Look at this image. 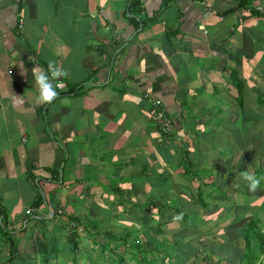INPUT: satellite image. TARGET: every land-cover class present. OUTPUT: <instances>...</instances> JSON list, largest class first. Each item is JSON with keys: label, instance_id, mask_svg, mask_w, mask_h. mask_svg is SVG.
Wrapping results in <instances>:
<instances>
[{"label": "crops", "instance_id": "1", "mask_svg": "<svg viewBox=\"0 0 264 264\" xmlns=\"http://www.w3.org/2000/svg\"><path fill=\"white\" fill-rule=\"evenodd\" d=\"M241 3L264 13V0H0V264H119L132 247L105 239L131 228L176 244L164 264H240L226 233L245 215L217 192L246 161L243 120L264 116V16ZM53 60L67 78L37 105L32 69ZM182 205L198 224L187 238Z\"/></svg>", "mask_w": 264, "mask_h": 264}, {"label": "trees", "instance_id": "2", "mask_svg": "<svg viewBox=\"0 0 264 264\" xmlns=\"http://www.w3.org/2000/svg\"><path fill=\"white\" fill-rule=\"evenodd\" d=\"M238 10L241 13V15H245V17H253L258 16L262 17L264 16L263 12H259L255 8L248 9L246 4L241 3ZM242 10L244 11L242 13ZM239 96L242 97V89L239 85ZM163 103V101H162ZM164 104V103H163ZM153 107V106H152ZM167 111V110H166ZM168 113V111H167ZM169 114V113H168ZM170 115V114H169ZM171 116V115H170ZM259 135L254 136V140L256 141V145L251 151L249 161H245L243 164L241 163L237 171H230V174H227L229 178H235V174L239 176L240 172H243L245 170L249 171L250 173L254 174V176L260 180V185L256 189V191L252 192L249 191V188L247 186V183L243 181L240 176L239 180L243 182L245 196L243 197V200L238 199V197L234 198V196L227 197L225 196L226 191L219 188L218 192L219 196L221 194L222 197H227L228 203L234 202L235 206L230 207L228 206V211L234 210L236 213L240 211L241 208L244 206H247V204L251 201L253 204H248L251 206V209L247 212L242 211L241 215H245L244 219L239 220L237 222H232L231 225L228 227L231 232H228L227 236L229 237V240L232 242H236L237 244H240L241 242L244 245L243 248V257L241 259L240 264H264V259H261V257H264V181L261 178L264 175V132L257 133ZM251 143L250 141L245 142V149L250 147ZM246 152V151H245ZM250 153V152H246ZM257 161H259L258 165H253ZM253 167L254 171L252 172L250 168ZM188 169L187 175L191 174ZM189 177V176H188ZM200 196L202 193L199 191ZM259 193V194H258ZM42 197H39L38 200L35 202V206L39 207L42 205ZM203 204H205V201L202 200ZM206 207H209L206 205ZM253 207H257V212L252 214ZM181 213L184 214V219L191 222V227L188 226V221L181 225V236L184 238H187L188 235H193L194 230L198 227V224L195 220H193L194 216L196 215L195 211L186 213L187 206L182 205L180 207ZM244 212V214H243ZM72 225L75 224L76 227L73 225V229H76L78 226L76 223H71ZM5 232V231H4ZM128 236L126 237H120L118 238L116 234H114V231L108 233V238L105 240H109L108 243L105 244V240H102V245L106 247L112 246V253L115 250L120 249L121 247H125L129 244L130 247H132L135 252L131 253L132 259L136 261V264H158V262H161L162 264L167 262V259L170 257H174L176 252H178L176 244H173V247L175 251L171 252H164L160 248H163V244L160 242L155 241V239H151L150 237L145 238L146 232L144 231H137L133 228L128 231ZM237 232V233H236ZM9 233V234H7ZM234 233H236L235 236H232ZM4 234V233H3ZM7 238V242H9L10 245V257L8 258L7 262H12L13 258L18 256L17 251V239L12 235L10 232H5L4 234ZM142 235V236H141ZM75 236V234H74ZM144 237V238H143ZM142 238V239H141ZM74 237L71 239L72 244L74 245V248L76 249L77 243L74 241ZM241 243V244H242ZM192 245H195L196 242L193 241L191 243ZM236 244V245H237ZM143 245H145L143 247ZM204 246V245H202ZM113 256V254H112ZM126 254L122 255H116L118 258L119 264H126L125 260ZM117 260V259H116ZM207 262H209L207 260ZM195 264V262H194Z\"/></svg>", "mask_w": 264, "mask_h": 264}, {"label": "clouds", "instance_id": "3", "mask_svg": "<svg viewBox=\"0 0 264 264\" xmlns=\"http://www.w3.org/2000/svg\"><path fill=\"white\" fill-rule=\"evenodd\" d=\"M32 74L37 92L35 97L37 105L51 104L57 98L58 92L56 89L60 86L59 83L54 84V82H59L61 77L67 78L68 75L54 60L49 61L47 73L38 66L32 69ZM239 176L247 183L249 191L254 192L260 185V180L247 170L240 172ZM261 259H264V257H261Z\"/></svg>", "mask_w": 264, "mask_h": 264}, {"label": "rangeland", "instance_id": "4", "mask_svg": "<svg viewBox=\"0 0 264 264\" xmlns=\"http://www.w3.org/2000/svg\"><path fill=\"white\" fill-rule=\"evenodd\" d=\"M243 127L247 130V131H245L244 132V134H242L241 135V137H243V139H245L246 140V142L247 141H250V143H251V145H250V147H248L247 149H245V147L242 149V151L240 150V152L239 151H237V154L239 155V158H238V161L241 163L242 162V159H241V157H242V155L244 156V159L246 160V161H249V159H247L248 157L246 156V154H249V153H245V154H243V150H245L246 152H251L252 151V149L254 148V146L256 145V141L257 140H254V136L257 134V132H259V133H262V132H264V116H262V118L260 119V121L257 123V120L256 119H254V121H253V123L252 124H250V123H248L246 120H243ZM229 128H231V129H233L232 130V132H233V136L234 137H236V136H240V135H238V134H236L235 132H234V127L232 126V125H229ZM237 143H239V142H237ZM236 154V155H237ZM235 155V156H236ZM234 156V155H233ZM230 158V157H229ZM249 158H250V155H249ZM229 160H231V159H229ZM264 160V159H263ZM235 161V160H234ZM233 161V162H234ZM259 164V161H257L256 163H255V166L256 165H258ZM229 166H233V165H229ZM263 167H264V164H263ZM250 170L253 172L254 171V168L253 167H251L250 168ZM238 177V175L237 174H235V178L236 179H234V180H232V182H228V185L226 186V191L228 190V188H229V190L230 191H228V192H226V194H227V196L229 195V192H230V195H231V192H233L232 194H233V196H236V197H238V199H240L241 200V195L240 194H236L234 191H235V187H234V185L236 186V185H240V184H242V182L237 178ZM261 178H263L262 180L264 181V175L261 177ZM224 185V184H223ZM240 187V186H239ZM256 191V190H255ZM259 194V193H258ZM251 209V206H244L243 208H241L240 210H243L244 212H247V211H249ZM257 207H253V209H252V214H254V213H256L257 212ZM230 222H222V223H219V225L220 226H226V225H228ZM192 239V237H190L189 238V240H191ZM193 239L194 240H192V241H195L196 240V238L195 237H193ZM175 239H170V241L168 240V242H171L172 243V241H174ZM200 240V239H199ZM169 244V243H168ZM145 245H143V247H144ZM63 248V247H62ZM128 250L131 252H135V250L134 249H132V248H128ZM122 252V251H121ZM112 255V254H111ZM37 260H38V262H41V260H40V257H37ZM125 260H126V264H136V261L133 259H130V256H129V259H128V257H127V255L125 256ZM222 264H225L224 263V261H222L221 262ZM110 264H112V263H110Z\"/></svg>", "mask_w": 264, "mask_h": 264}, {"label": "built area", "instance_id": "5", "mask_svg": "<svg viewBox=\"0 0 264 264\" xmlns=\"http://www.w3.org/2000/svg\"><path fill=\"white\" fill-rule=\"evenodd\" d=\"M146 1V0H145ZM260 8H258L259 10ZM23 22V21H22ZM23 27V23L21 24V28ZM152 106L155 110L153 114V119L159 129V131L166 136L167 141L170 139V136L174 132V124L171 116L167 113L165 105L162 103L160 99L151 100ZM32 210L27 211V214H31ZM75 227L76 225L73 224ZM72 225V226H73Z\"/></svg>", "mask_w": 264, "mask_h": 264}]
</instances>
